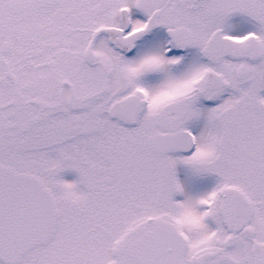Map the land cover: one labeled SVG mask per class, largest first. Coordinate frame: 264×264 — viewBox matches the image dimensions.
Masks as SVG:
<instances>
[{
	"label": "snow or ice",
	"instance_id": "snow-or-ice-1",
	"mask_svg": "<svg viewBox=\"0 0 264 264\" xmlns=\"http://www.w3.org/2000/svg\"><path fill=\"white\" fill-rule=\"evenodd\" d=\"M0 264H264V0H0Z\"/></svg>",
	"mask_w": 264,
	"mask_h": 264
}]
</instances>
